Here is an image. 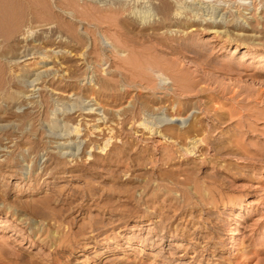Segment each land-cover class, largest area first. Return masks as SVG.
<instances>
[{"label": "rangeland", "instance_id": "obj_1", "mask_svg": "<svg viewBox=\"0 0 264 264\" xmlns=\"http://www.w3.org/2000/svg\"><path fill=\"white\" fill-rule=\"evenodd\" d=\"M155 1L0 0V264H264V0Z\"/></svg>", "mask_w": 264, "mask_h": 264}, {"label": "bare ground", "instance_id": "obj_2", "mask_svg": "<svg viewBox=\"0 0 264 264\" xmlns=\"http://www.w3.org/2000/svg\"><path fill=\"white\" fill-rule=\"evenodd\" d=\"M153 1V0H152ZM173 1L174 0H157V2L155 1V3H154V5H153V7H152V11H150V13L148 14V19L150 20V17H152V20H151V22L149 21V23L147 24L146 23V25L147 26H149V28H151V32H146V33H141V32H135L134 33V35L135 36H137V37H146L148 34H151V36L154 34H156V32H157V30L162 26H166V25H171V24H175L177 27H182V26H184L185 27V25H188L189 27H192V26H194V22H197V23H200V24H205V25H208V26H206V28H208V29H206V30H208V32H215V33H219V31H217V30H215V31H213L211 28H212V26H220L221 25V23H220V21H216V20H209V19H205V18H201V19H194V18H190V17H186L185 15H184V17H181V15H180V12L178 11V8H176L175 6H174V4H173ZM70 5V4H69ZM122 5V4H121ZM1 6V5H0ZM4 7H6V6H4ZM30 7V6H29ZM3 9H5L6 10V8H3ZM8 9V8H7ZM120 10H122V8L121 7H118V8H116L115 9V12L117 13V12H119ZM72 12V11H71ZM73 12H75V14H80V15H89L91 18H94V19H96V20H104V21H106V22H110L112 19H111V16L110 17H107V16H105V17H103V18H101V16H103V15H96V13H95V11H93V8L92 7H81V8H79V7H77V6H75L74 7V11ZM96 12H97V10H96ZM10 15V14H9ZM73 15V14H72ZM106 15V14H105ZM144 17H146L145 15H144ZM6 19V18H5ZM125 19H127V18H125ZM125 19H119L118 21H119V24L122 26V27H124V28H127V29H129L130 28V26L132 25V23L130 22V21H132L131 19H130V21H127V20H125ZM143 19V18H142ZM129 20V19H128ZM145 20V19H144ZM145 21H147V20H145ZM29 25V24H28ZM39 25V24H38ZM237 25V24H236ZM32 26V25H31ZM47 27V26H46ZM176 30V29H175ZM192 30H196V29H192ZM27 31V30H26ZM230 32V31H229ZM228 32V33H229ZM224 33V32H223ZM227 33V32H226ZM158 34V33H157ZM156 34V35H157ZM231 36V35H230ZM242 36V35H241ZM150 38V37H149ZM148 38V39H149ZM156 38H158V37H156ZM124 40V39H123ZM154 40H156V39H154ZM163 40V39H162ZM125 42V41H124ZM162 42V41H161ZM170 45V44H169ZM168 45V47L170 48L171 46H169ZM171 45H173V44H171ZM166 46V45H165ZM181 46V45H180ZM154 47V46H153ZM152 47V48H153ZM167 47V46H166ZM174 47H176V46H174ZM115 49H119V48H117L116 46L114 47ZM156 49V47H154V49L153 50H155ZM180 49V48H179ZM172 50H174V48H172L171 49V51ZM122 51V50H121ZM120 51V52H121ZM132 51L135 53V55H136V57H134V58H121V60H123L127 65H130V68L131 67H133V65H134V63L136 62V61H141V62H143L144 63V65H145V67H147V68H150V69H153V68H151V66L152 65H156V66H159V65H161L160 63V61L158 60V58H156L155 56H154V54H151V53H145V52H141V51H137V48H135V47H133V49H132ZM156 51V50H155ZM174 52V51H173ZM264 64V63H263ZM154 67V66H153ZM140 74V73H139ZM140 76V75H139ZM141 76H142V74H141ZM144 77L145 78H143L144 80H146V81H149V77H147V76H145L144 75ZM142 79V80H143ZM105 141H106V143H107V139H105ZM198 141H201V140H198ZM198 141H196L195 143H197ZM95 143V142H94ZM94 143H92V144H94ZM98 144V143H97ZM100 144H102V143H100ZM99 144V145H100ZM99 145H98V147H99ZM104 145H106V144H104ZM103 147V146H102Z\"/></svg>", "mask_w": 264, "mask_h": 264}]
</instances>
